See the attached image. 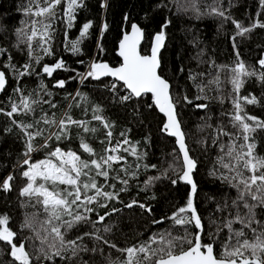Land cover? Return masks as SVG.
Returning <instances> with one entry per match:
<instances>
[{"label":"trees","instance_id":"trees-1","mask_svg":"<svg viewBox=\"0 0 264 264\" xmlns=\"http://www.w3.org/2000/svg\"><path fill=\"white\" fill-rule=\"evenodd\" d=\"M39 2L40 6H44L43 0ZM104 2L105 0H84L85 6L77 10L73 26L68 28L67 18L64 16V0L57 7L54 19L26 15L24 9L28 7L29 0H0V70L5 72L8 80L6 90L0 92V108L5 112L10 111L11 103L19 104L23 96L41 101L33 105L34 111L19 112L12 118L0 113V182L9 174L15 177L11 182L10 191L0 190V214L10 217L8 226L18 233L15 242L25 244L32 257V264L70 262L59 257H55L53 261L41 257L40 261H37L40 242L35 238L32 229L21 227L25 218L31 217L33 213H37L38 222L45 216L39 205L33 206L35 199L29 200L28 197L20 195L21 189L28 183L27 178L22 175L28 167L23 164L26 138L21 129L13 123V119L29 124L39 120L44 114L57 120L68 115L76 121H87L89 128L96 129L95 132L85 133L82 127L71 125L65 138L56 140L55 136H52L47 139L59 129L56 125L41 122L36 128H42L44 132L33 141L36 150L30 154L32 162L48 158V154L56 147L64 151H76L84 160L98 159L100 155H104V148L109 146V130L112 132L111 145L115 146L117 141L121 142L122 147L118 154L125 159L113 163L107 180L97 176L96 181L98 186H104L105 191L116 192L122 188L126 190L119 192L118 200L101 199V203L108 204L107 208L91 205L96 211L87 213L91 221H95L97 215H104L106 211L111 213L102 223H97L96 228L101 230L99 234L104 239L117 247L112 248L85 237L83 243L89 248L99 246L103 249L97 253H81V257L89 260V264H108L109 259L118 264L125 258L118 249L147 241L154 233L167 231L173 236L183 237L186 232L191 234L197 231L192 225H177L173 220L167 219L178 208L186 205L191 185L184 181H178L175 185L171 183L169 177L175 178V175L170 166H181L182 156L175 137L162 130L164 116L155 107L153 96L145 93L141 97H132L126 102H121L119 97L128 95L123 83L109 76L95 79L86 75L93 62L108 63L112 67L120 64L121 58L116 52L118 42L133 23L143 28L144 40L140 51L148 53L153 36L161 30V25L170 21L164 29L166 40L160 53L159 73L171 84V95L174 102H178L177 114L185 133L186 144L190 155L197 161L192 174L197 185L194 203L205 223L206 231L216 232V225L210 224V220H215L223 228V224L232 219L237 211L241 215L247 213L242 202H238V205L232 204L238 196L237 188L232 186L235 181L229 182L221 177H231L234 173L224 169L218 163V157L223 155L221 144L234 142L238 146L245 143L242 130L234 126L232 119L235 111L232 100L236 93L229 82L230 69L235 67L238 59L245 63L249 71L255 70L257 73L256 76L245 78L240 95L252 94L260 103L246 104L241 101L244 111L264 120V81L259 79V74L264 72V68L258 64V61L264 58V28H253L252 31L238 36V29L232 23V20H236L244 27H250L255 20L264 22V7L260 5L259 0H197L200 10L197 13L192 10L190 0H106V7H101ZM32 7L35 10L36 4L33 3ZM212 7H219L225 15L212 13ZM185 8L187 10H184ZM32 20L51 23L53 38L49 45L52 55L45 54L37 39L33 41V54L30 59L26 39L25 42H19L16 30L27 25L25 30L30 34ZM88 21H92V27L88 35L81 38L82 26ZM105 23L108 25L107 29L103 28ZM78 38L82 40L79 44L80 50L73 52L71 41ZM36 57L42 59L36 62ZM60 59L64 61L63 68L55 70L51 76L43 72L44 65H54ZM26 63L30 64L34 71L20 76L18 73L23 71L22 66ZM225 65L228 66L227 69L221 67ZM201 73L203 75H200ZM190 75L196 76L195 81L189 78ZM217 76L219 85L209 84V81ZM59 80L66 82L63 87L56 86ZM112 84L117 85L116 91L112 90ZM196 85L204 86V92L202 93ZM17 88L20 89L19 92L14 91ZM185 95L194 101L193 104L185 102ZM196 96H204L206 99L197 101ZM196 103H204L208 107L198 109L195 107ZM51 104L56 107H51ZM97 105L102 109L99 113L94 112ZM94 114L102 115L112 126L111 129L104 128L100 121L94 120ZM221 127L230 135L220 134L218 129ZM36 128L29 131L34 132ZM7 129L10 131H6ZM121 133L126 134L128 144L122 143L125 137L121 136ZM253 135L257 145L256 153L264 156V130H257ZM81 137L94 149L95 155L90 156L84 152ZM46 139L47 146H44ZM213 139H216L215 144ZM102 141L104 143H101ZM124 148L128 151H123ZM225 162H228V157H225ZM145 165L149 167L146 168ZM151 165L156 167L152 168ZM166 171L167 176L164 175ZM213 172L215 175L211 174ZM91 175H95V171ZM245 175L249 173L245 172ZM150 177L160 179L146 185L145 182ZM124 179L128 181L127 185L121 183ZM110 185H115V188ZM59 187L62 190L65 186ZM246 199L249 203H255L248 197ZM133 200L150 206L151 213L138 206L127 208L126 205ZM225 204L227 208H224ZM218 206L223 210L217 211ZM112 208L118 211L113 213ZM255 211L256 219L261 221V224H253V227L260 231L264 226V209L257 207ZM162 217L165 218L162 223H153ZM36 227L39 228V223ZM105 227H110L111 231L104 232ZM241 227L239 223L233 224L234 229ZM86 231H93L91 223L78 224L66 234V239H74ZM245 232L251 238V231L245 229ZM228 235V229L223 228L218 236L213 237L217 255L221 253ZM204 242H208V236L204 237ZM0 264H20L11 257L10 246L2 241Z\"/></svg>","mask_w":264,"mask_h":264},{"label":"snow or ice","instance_id":"snow-or-ice-1","mask_svg":"<svg viewBox=\"0 0 264 264\" xmlns=\"http://www.w3.org/2000/svg\"><path fill=\"white\" fill-rule=\"evenodd\" d=\"M64 2L66 3L64 16L67 18V27L71 28L76 19L77 10L85 6L84 0H64ZM33 3L36 4L35 10L32 7ZM43 3L44 6H40L39 0H29V5L24 9V13L36 17L56 18V9L62 4V0H43ZM259 3L264 7V0H259ZM190 5L193 11L199 13L197 0H190ZM101 7H106V0L101 4ZM184 10L187 9L185 8ZM211 12L220 16L225 15L224 11L219 7H212ZM226 19H231V17H226ZM232 23L238 29V36L252 31L253 28H264V22L260 20H255L250 27H244L236 20H232ZM169 24L170 21H166L161 25V30L155 34L150 55H142L140 43L144 32L137 24L133 23L131 25V33H125L119 44V56L123 58V62L115 68L110 67L108 63L93 62L86 74L87 77L95 79L112 76L118 81H122L125 89L128 91V95L119 97L121 102H126L132 99V97H141L145 93L152 94L155 106L167 117L162 130L176 138L179 151L182 154V165L178 167L170 166L175 175V178L169 177L171 183L175 185L178 181H184L191 185V193L186 205L178 208L167 219L173 220L177 225H192L197 231L191 234L186 232L183 237L173 236L171 232L167 231L154 233L147 241L118 249L125 256L118 264H264V226L261 227L260 231H257L253 227V224H261V221L256 219V208L260 207L264 209V156H259L256 153L257 145L253 134L257 130H264V120L248 115L241 103L243 101L246 104H257L260 103V100L252 94L240 95L245 78L256 76L257 73L255 70L249 71L245 63L239 59L235 67L230 69L231 78L229 82L232 85L233 92L236 93V96L232 100L235 109L232 119L234 126L242 130V139L245 143L238 146L234 142L228 145L221 144L220 149L223 155L218 157V163L230 173H234L231 177L222 175L221 178L229 180V182L235 181L232 186L237 188L238 196L236 200L232 201V204L238 205V202H242L244 208L247 209V213L241 215L237 211L232 219L227 220L223 224V228L228 229L229 235L222 246L221 253L217 255L215 252L216 241L213 237L218 236L223 228L215 220H210V224L216 225V232L206 231L205 223L197 211L194 203L197 185L193 181L192 176L196 169L197 161L190 155V149L186 144L185 133L182 130L177 114L178 102H174L170 92L171 85L158 71L161 68L160 50L165 46L166 40L164 29ZM31 25L30 34L29 31L25 30L27 25L24 28L16 30L19 42H25L26 39L29 58L31 59L33 54V41L37 39L40 42L39 46L45 54L52 55L53 53L49 45V42L53 38L50 31L52 28L51 23H44L43 20H32ZM37 25L41 27L38 28ZM91 27L92 21L84 23L80 37L87 36ZM107 27L106 23L103 24L104 29H107ZM81 42L80 38L71 41V50L79 52V44ZM46 45L49 46L46 47ZM233 47H236L235 43ZM236 55L239 58V52ZM35 59L36 62H39L42 57H36ZM258 64L264 68V58H261ZM22 67L23 71L18 73L20 76L31 74V71H34L31 69L30 64L26 63ZM63 67L64 61L60 59L54 65H44L43 72L51 76L55 70ZM221 67L228 68L227 65ZM200 75L203 74L201 73ZM189 78L195 81L196 76L190 75ZM259 79L264 81V72L259 74ZM7 83L8 80L5 72L0 70V92L6 90ZM65 83L64 80H59L56 86L63 87ZM219 83V76L209 81V84L219 85ZM196 86L202 93L204 92V86ZM44 87L46 88V86ZM111 88L113 91H116L117 85L112 84ZM14 91L19 92L20 89L17 88ZM77 95L80 94L77 93ZM201 99H206V97H195L197 101ZM184 100L188 104H193L194 102L187 95L184 96ZM40 102L39 100L31 99L30 96H23L19 104L16 102L11 103L10 111L5 112L3 108H0V113H4L9 118H12L14 114L19 112L28 113L34 111L33 105ZM43 102L50 103L49 101ZM51 107H56V105L51 104ZM195 107L206 109L208 105L196 103ZM101 111L102 109L98 105L94 109L95 113ZM92 118L100 121L104 128L111 129L112 126L102 115L94 114ZM41 122L47 125H56L59 129L58 132H53L47 139H51L52 136H55L56 140L65 138L71 125L82 127L85 133L96 131L95 128L88 127L87 121H76L68 115L57 120L54 117L49 118L47 114H44L39 120L29 124L17 122L13 119V123L21 129L26 138V151L24 153L25 159L23 160V164L28 167L22 172V175L27 178L28 183L21 189L20 195L28 197L29 200L35 199V205L33 206L39 205L45 216L42 221L38 222L36 220L37 213H33L31 217L25 218L21 227L32 229L35 238L40 242V247L37 250L39 255L36 256L37 261H40L41 257L49 261H53L55 257H59L61 260L69 261L70 264H78V262L79 264H89V260L83 259L81 253H97L102 252L103 249L99 246L89 248L83 243L85 237L95 239L112 248L117 247L109 240L104 239L99 234L101 230L96 228V224L102 223L111 213L106 211L104 215H97L95 221H91L87 213L96 211L95 207L91 205L107 208L108 204L106 202L101 203V199L104 201L118 200L119 192L126 190L122 188L116 192L105 191L104 186H98L96 181L97 176H102L107 180L113 163H119L125 159V157L118 154L122 144L120 141H117L115 146L111 145L112 132L109 130L107 132V143L109 146L104 148V155H100L98 159L84 160L76 151H64L60 147H56L48 154V158L32 162L30 154L36 150L33 141L36 137L42 136L44 132L42 128H36V125H39ZM206 126L210 127V125ZM33 128H36V130L30 132L29 129ZM6 131H10V129ZM218 132L222 135H230L222 127L218 129ZM121 136L125 137L122 143L128 144L129 141L126 134L121 133ZM47 139L44 146H47ZM81 141V147L84 152H87L90 156L95 155L94 149L84 141L83 137H81ZM212 142L215 144L216 139H213ZM101 143H104V141ZM225 148L227 149L226 151ZM123 151L127 152L128 149L124 148ZM132 151L135 155V148ZM225 157H228V162H225ZM145 167L149 166L145 165ZM151 167L155 168L156 165H151ZM93 171H95V175H91ZM245 172L249 173V175L246 176ZM211 174L215 175V172ZM164 175H168L167 171ZM14 179L15 177L12 174L5 177L0 182V190L10 191L12 188L11 182ZM158 179L160 177H150L145 183L146 185H150ZM38 180L40 181L39 183ZM121 183L127 185L128 181L124 179L121 180ZM60 185H64L65 187L61 190ZM110 187L115 188V185H110ZM90 192L92 193L91 195L89 194ZM246 197L255 203H249ZM133 206L145 209L149 213L152 211L150 206L137 200H133L126 205L127 208H132ZM224 208H227V204L224 205ZM222 210L220 206L217 207V211ZM117 211L118 209L112 208L113 213ZM65 217L68 218L66 219ZM164 219L162 217L160 220H154L153 223L160 224ZM9 221L10 217L7 214H0V241L6 242L10 246V255L15 261H19L20 264H32V257L26 250L25 244L23 242L19 244L15 242L18 233L10 229L8 226ZM37 223H39V228L36 227ZM81 223H91L93 231H86L81 235H77L74 239H66V234ZM234 223H239L242 227L234 229ZM245 229L251 231V238L248 237ZM103 231L109 232L111 229L110 227H105ZM205 236H208V242H204ZM153 245L156 246L153 247ZM108 264H117V262L109 259Z\"/></svg>","mask_w":264,"mask_h":264},{"label":"water","instance_id":"water-1","mask_svg":"<svg viewBox=\"0 0 264 264\" xmlns=\"http://www.w3.org/2000/svg\"><path fill=\"white\" fill-rule=\"evenodd\" d=\"M135 24H137V23H135ZM138 25V24H137ZM139 26V25H138ZM140 27V26H139ZM142 30H143V28L142 27H140ZM144 32V31H143ZM126 33H131V26H130V28H129V30L126 32ZM125 34V33H124ZM124 34L122 35V37H121V39L119 40V42H118V47H117V54L119 55V44H120V41L123 39V36H124ZM155 36V35H154ZM154 36H153V38H152V41H151V44H150V49H149V52L148 53H141L142 55H150V52H151V47H152V44H153V41H154ZM143 40H144V36H143V39L141 40V43L143 42ZM141 43H140V45H141ZM163 49V48H162ZM162 49L160 50V53H161V51H162ZM159 56H160V54H159ZM121 58V62H120V64L123 62V58L122 57H120ZM119 64V65H120ZM119 65H117V66H114L113 68H115V67H118ZM110 67H112V66H110ZM159 71V70H158ZM160 74V73H159ZM161 75V74H160ZM162 76V75H161ZM109 77H111V78H113V79H116L115 77H112V76H109ZM164 79H166L164 76H162ZM117 80V79H116ZM167 80V79H166ZM119 82H121V83H123L122 81H119ZM170 83V82H169ZM171 85V84H170ZM170 92H171V88H170ZM151 94V93H150ZM152 95V94H151ZM155 105V104H154ZM156 108H157V110L159 111V109H158V107L157 106H155ZM160 112V111H159ZM163 116H164V123H163V125L166 123V121H167V117H166V115L164 114V113H162V112H160ZM179 119V118H178ZM182 127V126H181ZM183 130V129H182ZM184 132V131H183ZM167 133V132H166ZM168 134V133H167ZM168 135H170V134H168ZM174 137V136H173ZM176 139V138H175ZM177 143V142H176ZM177 146H178V144H177ZM178 148H179V146H178ZM181 156H182V154H181Z\"/></svg>","mask_w":264,"mask_h":264},{"label":"built area","instance_id":"built-area-1","mask_svg":"<svg viewBox=\"0 0 264 264\" xmlns=\"http://www.w3.org/2000/svg\"><path fill=\"white\" fill-rule=\"evenodd\" d=\"M115 81H118V80H115Z\"/></svg>","mask_w":264,"mask_h":264}]
</instances>
